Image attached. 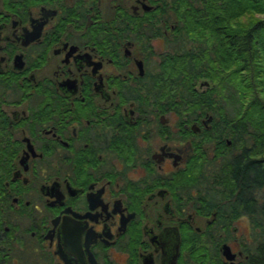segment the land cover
Wrapping results in <instances>:
<instances>
[{"label":"flooded vegetation","instance_id":"obj_1","mask_svg":"<svg viewBox=\"0 0 264 264\" xmlns=\"http://www.w3.org/2000/svg\"><path fill=\"white\" fill-rule=\"evenodd\" d=\"M155 6L0 0L13 263L264 264L250 215L212 206L187 174L212 118L153 92L161 55L178 50Z\"/></svg>","mask_w":264,"mask_h":264},{"label":"trees","instance_id":"obj_2","mask_svg":"<svg viewBox=\"0 0 264 264\" xmlns=\"http://www.w3.org/2000/svg\"><path fill=\"white\" fill-rule=\"evenodd\" d=\"M150 1L156 6L148 15L160 14L168 29L175 20L178 44L176 53L161 55L153 92L176 100L178 111H191L194 120L212 118L205 133L214 153L206 150L205 162L196 156L187 174L194 186L205 179L207 196L227 199L228 211L250 215L264 253V0ZM16 151L0 143V264H15L5 226Z\"/></svg>","mask_w":264,"mask_h":264},{"label":"rangeland","instance_id":"obj_3","mask_svg":"<svg viewBox=\"0 0 264 264\" xmlns=\"http://www.w3.org/2000/svg\"><path fill=\"white\" fill-rule=\"evenodd\" d=\"M202 81V80H201ZM209 153H210V155H213V153H214V150H213V148L210 146L209 147V151H208Z\"/></svg>","mask_w":264,"mask_h":264},{"label":"water","instance_id":"obj_4","mask_svg":"<svg viewBox=\"0 0 264 264\" xmlns=\"http://www.w3.org/2000/svg\"><path fill=\"white\" fill-rule=\"evenodd\" d=\"M206 84H208V83H206ZM210 120V119H209Z\"/></svg>","mask_w":264,"mask_h":264}]
</instances>
